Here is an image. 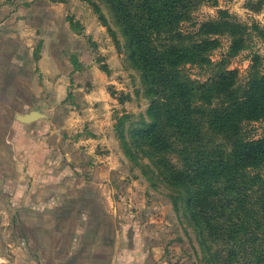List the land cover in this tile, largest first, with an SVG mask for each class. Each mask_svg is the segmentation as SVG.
Here are the masks:
<instances>
[{
  "label": "rangeland",
  "instance_id": "obj_1",
  "mask_svg": "<svg viewBox=\"0 0 264 264\" xmlns=\"http://www.w3.org/2000/svg\"><path fill=\"white\" fill-rule=\"evenodd\" d=\"M222 12L244 27V47L227 56L224 66L235 73V85L242 90L256 69L258 76L264 73V0H201L178 30L196 40L199 29ZM120 26L106 0H0V177L15 176L20 161L32 181L28 169L54 161L58 173L52 176L58 185L40 194L70 200L63 203L66 218H58L57 227L54 221L41 223L43 229L44 223L56 227L52 240L59 255L71 235L72 242L83 239L73 263L87 259L108 264L117 231L122 246L116 264L141 259L150 264H222L224 246L192 221L185 186L172 183L153 153L138 145V129L151 122V97ZM212 37L217 47L208 58L217 63L231 39ZM205 70L183 66L199 83L210 77ZM31 111L43 116L34 121L35 139L16 118ZM242 132L247 139L263 138L264 120L246 121ZM20 147L27 149L24 157ZM166 157L181 167L177 155ZM260 173L264 176V167ZM28 185L30 181L19 190L4 186L3 197L11 204L28 200L39 190ZM107 213H115V221ZM83 214L91 220L82 219ZM20 223L28 232L34 221ZM43 238L48 264L49 244ZM103 245L109 252H100Z\"/></svg>",
  "mask_w": 264,
  "mask_h": 264
},
{
  "label": "trees",
  "instance_id": "obj_2",
  "mask_svg": "<svg viewBox=\"0 0 264 264\" xmlns=\"http://www.w3.org/2000/svg\"><path fill=\"white\" fill-rule=\"evenodd\" d=\"M106 1L151 97V122L138 129V145L153 153L172 183L185 186L192 221L224 246L222 264H264V137L242 135L246 121L264 120V73L256 69L239 90L235 73L224 68L227 56L244 47V27L222 12L193 40L178 27L201 0ZM215 35L231 39L217 63L208 58ZM186 64L206 67L210 77L192 81ZM170 154L179 157L180 168Z\"/></svg>",
  "mask_w": 264,
  "mask_h": 264
},
{
  "label": "crops",
  "instance_id": "obj_3",
  "mask_svg": "<svg viewBox=\"0 0 264 264\" xmlns=\"http://www.w3.org/2000/svg\"><path fill=\"white\" fill-rule=\"evenodd\" d=\"M26 126L25 133L30 131L31 135H34V139L37 137V126L35 123L24 124ZM52 133L50 134V136ZM19 150H24L22 157L27 152L26 147H20ZM45 153L47 155L53 154L49 147L46 148ZM21 155V154H20ZM47 166H42L37 170H30L28 172L32 173L33 179H27V165L25 162H18L17 171L15 176L10 177H0V264H47L46 263V250L45 243H41V237L43 235V240L45 239L47 244H49V263L48 264H98L99 262L95 260L88 261L87 259H83L85 263H73V259H75V254L79 252V249L83 246L81 238L79 241H75L73 238L74 235H71V239L69 243L65 245H61L63 251L61 250V254L59 255V247L57 241L55 239L52 240V237H56L57 234V219L65 217L66 207H63V203H67L69 198L64 199L60 195H46L42 196L41 193L45 189H50L56 187L58 179L52 176L58 173V169L54 165V161L48 160L46 161ZM55 167V168H52ZM30 181V185L32 188L39 189L35 190L33 195H31L30 199H22L18 198L17 201H13L11 204L10 199H5L3 197V187L5 186H13L23 188L25 187V183ZM27 186V184H26ZM65 186H71L69 181H65ZM109 214V213H107ZM106 214V215H107ZM115 213L112 215L109 214V217L114 219ZM66 218V217H65ZM82 219L87 218V220H91L90 217H86L85 214L82 215ZM31 219L34 221L33 227L30 231H26L25 228L21 226L20 222H24V220ZM49 221L52 223L54 221L56 223V227L54 226H45L42 228V221ZM18 224L17 228L15 227V223ZM87 221V223H89ZM87 223L81 225V230H85V225ZM20 225V226H19ZM84 225V226H83ZM56 229V230H55ZM44 233L42 234V232ZM33 236V238L31 236ZM119 232L115 231L112 239V247H111V257L108 259V264H116L117 256L120 250V237ZM31 237V238H30ZM32 239V240H31ZM39 244H38V243ZM37 243V244H36ZM102 243V241H101ZM104 246V245H103ZM108 248L99 247L101 253L109 252ZM53 252V257H52ZM149 259V258H148ZM150 260V259H149ZM149 260L141 259L137 261H133L128 264H150Z\"/></svg>",
  "mask_w": 264,
  "mask_h": 264
},
{
  "label": "water",
  "instance_id": "obj_4",
  "mask_svg": "<svg viewBox=\"0 0 264 264\" xmlns=\"http://www.w3.org/2000/svg\"><path fill=\"white\" fill-rule=\"evenodd\" d=\"M43 116H41L38 111H31L28 114L25 115H17V120L21 123H25V124H29L32 123L34 121H36L37 119L42 118Z\"/></svg>",
  "mask_w": 264,
  "mask_h": 264
}]
</instances>
